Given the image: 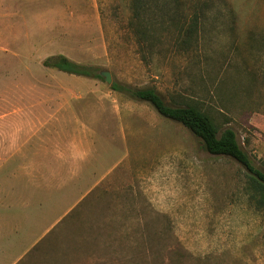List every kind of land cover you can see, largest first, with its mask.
Segmentation results:
<instances>
[{"label":"rangeland","instance_id":"1","mask_svg":"<svg viewBox=\"0 0 264 264\" xmlns=\"http://www.w3.org/2000/svg\"><path fill=\"white\" fill-rule=\"evenodd\" d=\"M183 1L144 50L130 0H0V116L11 142L26 127L0 173V264L10 244L15 264H264V197L245 166L111 87L198 107L264 172V0ZM194 4L187 47L176 35ZM56 55L111 83L43 64Z\"/></svg>","mask_w":264,"mask_h":264},{"label":"trees","instance_id":"2","mask_svg":"<svg viewBox=\"0 0 264 264\" xmlns=\"http://www.w3.org/2000/svg\"><path fill=\"white\" fill-rule=\"evenodd\" d=\"M177 1V0H176ZM178 5L185 9L184 1L171 2V0H130L132 16L130 18L131 28L135 29L138 42L143 49L153 50L160 37L151 31V27L167 29L169 20L164 18L163 10L167 5ZM153 7V8H152ZM156 9L161 11L157 12ZM198 5L188 6V11L183 13L182 20L177 29V37L184 36L183 45L189 46L198 33L201 21ZM153 16L150 17V12ZM264 40V38H263ZM159 43V42H158ZM49 68L78 76L96 77L103 79L99 72H93L89 67L70 60L65 55L50 56L43 61ZM114 90L124 93L131 99L150 103L154 109L163 117L173 120L201 139L206 151L216 155H226L234 158L251 173L253 184L264 197V172L257 169L249 158L248 153L241 147L237 133L234 129L227 127L219 132L212 117L194 105H170L165 102L160 92L155 87H130L120 83H113ZM264 201V200H263Z\"/></svg>","mask_w":264,"mask_h":264},{"label":"crops","instance_id":"3","mask_svg":"<svg viewBox=\"0 0 264 264\" xmlns=\"http://www.w3.org/2000/svg\"><path fill=\"white\" fill-rule=\"evenodd\" d=\"M37 116L39 115L34 114V118H36ZM1 117L3 116H0V173H2L5 170L4 173L1 174V177L8 178L10 175V170H8V168L5 169L4 166L8 164L11 161V159L14 160V165L16 164V160L14 159L16 157H14V155L15 156L18 155L19 148H22L23 149L22 152H24L25 147H26V142L21 141L20 138H21V134L23 133L26 127L23 125L22 127L23 129L21 128L22 130H20L19 133H17L16 140L14 142H11L9 140L10 139L9 136L7 135L11 130L9 126L10 125L9 121ZM33 123L36 126L37 119L36 120L33 119ZM33 143L34 144H27L28 145L27 148H29V146L32 147L34 145L31 148L34 150V152H32L34 154V158L30 164L37 165V147L35 146L37 144L36 140ZM11 150H16V152L11 153ZM3 178L1 180H4ZM9 194H10V190H4L2 187V183L0 182V208L4 207L3 205L4 200L8 198ZM3 223H5V221L2 219V216H0V227L3 226ZM8 246L10 247L11 250L15 249V251L11 253V255L9 256V258L12 259V261L9 264H15V262H17L21 258V255H19V252L16 251L17 244H13V245L10 244ZM23 252H26V250H24Z\"/></svg>","mask_w":264,"mask_h":264},{"label":"water","instance_id":"4","mask_svg":"<svg viewBox=\"0 0 264 264\" xmlns=\"http://www.w3.org/2000/svg\"><path fill=\"white\" fill-rule=\"evenodd\" d=\"M100 74L105 79V81L107 83H109V84L111 83V74H110L109 71L103 70V71L100 72Z\"/></svg>","mask_w":264,"mask_h":264}]
</instances>
